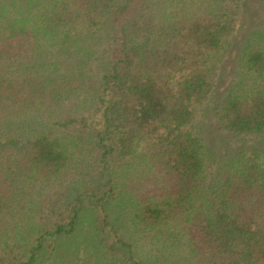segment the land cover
<instances>
[{
    "label": "trees",
    "instance_id": "1",
    "mask_svg": "<svg viewBox=\"0 0 264 264\" xmlns=\"http://www.w3.org/2000/svg\"><path fill=\"white\" fill-rule=\"evenodd\" d=\"M0 264H264V0H0Z\"/></svg>",
    "mask_w": 264,
    "mask_h": 264
},
{
    "label": "rangeland",
    "instance_id": "2",
    "mask_svg": "<svg viewBox=\"0 0 264 264\" xmlns=\"http://www.w3.org/2000/svg\"><path fill=\"white\" fill-rule=\"evenodd\" d=\"M210 140H212L213 142H217V136L216 135H211L210 137Z\"/></svg>",
    "mask_w": 264,
    "mask_h": 264
}]
</instances>
